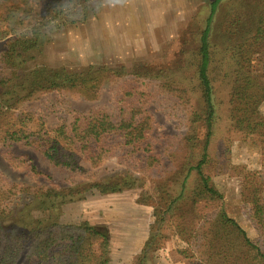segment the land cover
Here are the masks:
<instances>
[{"label":"rangeland","instance_id":"1","mask_svg":"<svg viewBox=\"0 0 264 264\" xmlns=\"http://www.w3.org/2000/svg\"><path fill=\"white\" fill-rule=\"evenodd\" d=\"M213 1L91 0L86 4H67L57 19L43 28L40 51L31 54L23 78L37 67L80 72L105 66L141 75L146 81L143 90L150 95L147 111L153 123L148 142L154 155L161 160V168L154 172L147 170L146 153H130L131 150L126 149L95 168L81 160L87 173H70L54 167L43 157L39 145L44 142L37 139L33 140V146L0 144V173L14 183L33 188L65 189L106 182L118 175L134 176L139 181L133 189L105 195L89 191L80 198L57 202L51 208H40L36 202L18 215L19 219L23 222L41 219L46 224L90 223L108 238L107 264H198L200 259L201 264H210L196 246L181 238L177 230L184 225L180 210L165 216L161 238L148 251L145 261L142 257L156 221L155 181L175 174L187 160L185 137L192 133L193 113L198 109L193 90L194 70L190 64ZM30 3L34 18L28 21L24 31L29 34L46 14L44 0H31ZM263 8L264 0L223 1L212 25L213 44L219 49L226 48L247 37L245 35H253L255 20ZM231 27L234 37L229 33ZM8 40L0 41V56ZM259 71L264 76V66ZM125 80L123 77L107 83L98 100H87L70 92L41 93L25 102L22 109L30 108L40 115L47 111L45 121L35 120L31 128L38 129L43 124L49 131L64 121L71 124L79 112L105 108L116 113L118 85ZM168 82L178 89L176 94L160 90V86ZM226 89V86L217 89L219 102L225 104L219 106V130L208 173L223 196L225 212L264 250V236L255 221L254 206L247 197L248 191L264 184V132L228 131L231 128ZM261 113L264 115V103ZM196 125L197 137L202 139L205 131L201 123ZM14 158L29 162L41 176H34L29 168L13 164L11 159ZM188 188L190 190L191 182ZM147 197L148 203L144 204L142 199ZM24 203L29 202L24 200ZM213 210L204 207L205 213ZM24 260L23 256L18 264H23Z\"/></svg>","mask_w":264,"mask_h":264},{"label":"trees","instance_id":"2","mask_svg":"<svg viewBox=\"0 0 264 264\" xmlns=\"http://www.w3.org/2000/svg\"><path fill=\"white\" fill-rule=\"evenodd\" d=\"M30 1L0 0V41L9 39L0 56V144L33 146V140L37 139L44 142L39 145L43 157L54 167L70 173H87L81 160L95 168L126 149H130V153L145 152L147 170L154 172L161 168V160L148 142L153 123L147 111L150 95L143 90L146 81L141 75L105 66L80 72L37 67L23 78L31 54L40 51L43 28L56 20L67 4H86L91 0H44L46 14L29 34L24 31L28 21L34 18ZM223 1L211 3L199 47L191 58L198 109L193 113L192 133L185 137L188 156L175 174L155 181L156 221L145 245L144 261L161 238L165 216L180 210L184 225L177 230L181 238L196 246L208 263L264 264V250L225 212L223 196L208 173L219 130V106L225 104L219 102V87L227 88V117L231 128L228 131L264 132L261 113L264 76L259 71L264 66V8L255 20L253 35H245L244 39L219 49L211 37L212 25ZM229 33L234 37L232 27ZM123 77L126 80L118 85L115 97L116 113L105 108L79 112L71 124L64 121L49 131L43 124L38 129L31 128L35 120L45 121L47 111L40 115L36 110L22 109L25 102L41 93L70 92L87 100H98L107 83ZM160 90L176 94L178 89L168 82L162 84ZM198 123L205 131L202 139L197 137ZM11 161L18 167L29 168L34 176H41L29 162L19 158ZM138 182L134 176L118 175L106 182L65 189L33 188L8 181L0 173V264H18L23 256V264H107L108 238L90 223L46 224L34 218L23 222L18 215L36 202L40 208H51L57 202L80 198L89 191L102 195L119 193L135 188ZM247 197L254 206V218L264 236V184L248 191ZM24 200L29 203L25 204ZM148 200L147 197L142 202L147 204ZM205 206L213 208V212L205 213ZM57 248L60 249L55 250ZM201 263L200 259L198 264Z\"/></svg>","mask_w":264,"mask_h":264}]
</instances>
